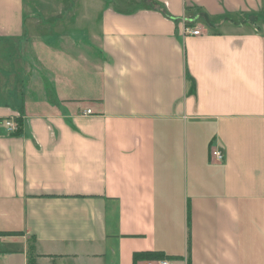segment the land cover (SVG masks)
Returning <instances> with one entry per match:
<instances>
[{"label": "crops", "instance_id": "crops-1", "mask_svg": "<svg viewBox=\"0 0 264 264\" xmlns=\"http://www.w3.org/2000/svg\"><path fill=\"white\" fill-rule=\"evenodd\" d=\"M0 234V264H264V0H0Z\"/></svg>", "mask_w": 264, "mask_h": 264}, {"label": "built area", "instance_id": "built-area-1", "mask_svg": "<svg viewBox=\"0 0 264 264\" xmlns=\"http://www.w3.org/2000/svg\"><path fill=\"white\" fill-rule=\"evenodd\" d=\"M192 34H199L200 31L199 29H191L189 30ZM90 110H86L84 111V113H89ZM7 128H8V131H15L16 129V124L14 123V121L12 119H8L6 120L5 122ZM210 155H211V158L213 159H216L218 161H222L223 160V154H222V151L221 149L217 148V147H212L211 150H210ZM2 240V235L0 234V241ZM141 264H170V260L168 259H158V260H155V261H142Z\"/></svg>", "mask_w": 264, "mask_h": 264}, {"label": "trees", "instance_id": "trees-1", "mask_svg": "<svg viewBox=\"0 0 264 264\" xmlns=\"http://www.w3.org/2000/svg\"><path fill=\"white\" fill-rule=\"evenodd\" d=\"M17 123V131L16 133L19 132V128L21 123L18 121ZM162 259L165 258V255H163V253L159 252V251H140V252H135L133 254V260L136 259Z\"/></svg>", "mask_w": 264, "mask_h": 264}]
</instances>
